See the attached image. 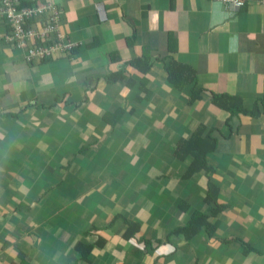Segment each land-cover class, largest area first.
Here are the masks:
<instances>
[{"label": "crops", "instance_id": "crops-1", "mask_svg": "<svg viewBox=\"0 0 264 264\" xmlns=\"http://www.w3.org/2000/svg\"><path fill=\"white\" fill-rule=\"evenodd\" d=\"M19 5L56 9L73 47L30 62L0 19V264H264V108L211 104L264 99V4ZM208 136L213 171L186 177ZM209 183L214 230L185 231Z\"/></svg>", "mask_w": 264, "mask_h": 264}, {"label": "built area", "instance_id": "built-area-1", "mask_svg": "<svg viewBox=\"0 0 264 264\" xmlns=\"http://www.w3.org/2000/svg\"><path fill=\"white\" fill-rule=\"evenodd\" d=\"M212 1L228 5L232 11H238L245 5V0ZM258 2L264 4V0ZM41 16L49 17L37 29L33 23ZM0 19H5L12 29L5 37L6 42L18 49H26L30 62L34 59L45 60L56 51H67L73 47L71 42L64 44L61 35H58L57 41H52V35L58 32V17L53 7H20L19 0H0Z\"/></svg>", "mask_w": 264, "mask_h": 264}, {"label": "trees", "instance_id": "trees-1", "mask_svg": "<svg viewBox=\"0 0 264 264\" xmlns=\"http://www.w3.org/2000/svg\"><path fill=\"white\" fill-rule=\"evenodd\" d=\"M9 29L11 32V26L9 25ZM47 60V59H45ZM45 60H41V61H45ZM178 65H174L171 64V66L168 67V71H169V77L168 80L170 79H176L177 75L176 72ZM192 79H187L186 82L188 81H192ZM185 82V83H186ZM201 90H196L193 89L192 91V103L196 102L197 100H199V94H200ZM211 104H213L216 107L219 108H223L226 112H228L229 114H231V116H252V117H256L259 116L262 113V109L264 108V99H261L256 106L252 109V110H247L245 108H243L241 106L240 100L237 97H233L227 94H213L211 93ZM263 107V108H262ZM262 108V109H261ZM264 111V110H263ZM229 118L226 119V123L228 124ZM209 139H212V143L213 145L210 148H205V149H200L199 147H196L198 152H194L193 151V155H192V165L188 167L187 172H186V177H190L191 174L199 172L201 170H204L205 173H209L211 171H213V168L210 167L207 164L206 161V154L211 152V150L216 146L215 140H213V138L211 136H208ZM187 145V142L185 141V145ZM182 146V147H184ZM216 190L217 188L212 184L209 183L207 185V192L205 195V202L209 205L211 203H214L213 206H211L210 210L208 213L206 212H195L192 215V218L190 220V223L188 225L187 230L185 231H189V232H197V230L204 226L205 230H209L212 227L211 225H209V223L207 222L208 218L210 216L216 215L218 213V210L220 209V207L217 205V199H216ZM128 226H132V225H128ZM133 236V233H132ZM84 256H86L84 254Z\"/></svg>", "mask_w": 264, "mask_h": 264}]
</instances>
